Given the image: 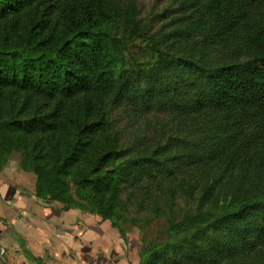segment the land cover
Here are the masks:
<instances>
[{
	"label": "trees",
	"instance_id": "trees-1",
	"mask_svg": "<svg viewBox=\"0 0 264 264\" xmlns=\"http://www.w3.org/2000/svg\"><path fill=\"white\" fill-rule=\"evenodd\" d=\"M151 2L0 0V168L138 264H264V0Z\"/></svg>",
	"mask_w": 264,
	"mask_h": 264
},
{
	"label": "crops",
	"instance_id": "crops-1",
	"mask_svg": "<svg viewBox=\"0 0 264 264\" xmlns=\"http://www.w3.org/2000/svg\"><path fill=\"white\" fill-rule=\"evenodd\" d=\"M25 174L0 184V264H137L110 223L36 198Z\"/></svg>",
	"mask_w": 264,
	"mask_h": 264
},
{
	"label": "rangeland",
	"instance_id": "rangeland-1",
	"mask_svg": "<svg viewBox=\"0 0 264 264\" xmlns=\"http://www.w3.org/2000/svg\"><path fill=\"white\" fill-rule=\"evenodd\" d=\"M151 3H152L151 0H145V10L146 11L149 10ZM24 159H25V157L20 151H13V152L7 153L5 155V159H4L3 163L1 164V168H0V184L10 183L13 180V176L16 175L17 173H22V174L26 173L25 177H28V178L31 177L32 182L34 181V184H35L34 193L36 194V183H37L36 172L32 167H30L29 163L24 164ZM31 180H29V181H31ZM41 200H43L45 202H49L50 204L62 206V208L64 207L63 204L59 203V202L49 201L47 199H42V198H41ZM72 209L78 210L84 214L93 215L97 219H99L100 222L110 223L108 220H103L101 216L94 214V213H91V212H88L86 210H82L79 208H71L68 210H72ZM160 225H161V223H160ZM160 225L156 224L155 227H159ZM110 226L112 227L111 223H110ZM112 228L114 229V231L117 232V234L119 233L117 229H115L114 227H112ZM147 234L150 236L154 233L152 230H148ZM118 236L124 240V244L126 245V249L129 250V248H131L130 252H132L135 256H137V259H138L137 264H138L140 262L141 238H142L143 234L139 231V229L137 227L130 226L126 230V234H125L124 238L121 236L120 233Z\"/></svg>",
	"mask_w": 264,
	"mask_h": 264
}]
</instances>
